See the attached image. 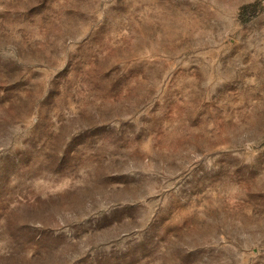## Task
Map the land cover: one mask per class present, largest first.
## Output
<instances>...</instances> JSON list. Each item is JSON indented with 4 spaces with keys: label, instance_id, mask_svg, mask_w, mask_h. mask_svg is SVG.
I'll use <instances>...</instances> for the list:
<instances>
[{
    "label": "rangeland",
    "instance_id": "374dc122",
    "mask_svg": "<svg viewBox=\"0 0 264 264\" xmlns=\"http://www.w3.org/2000/svg\"><path fill=\"white\" fill-rule=\"evenodd\" d=\"M0 264H264V0H0Z\"/></svg>",
    "mask_w": 264,
    "mask_h": 264
},
{
    "label": "trees",
    "instance_id": "16d2710c",
    "mask_svg": "<svg viewBox=\"0 0 264 264\" xmlns=\"http://www.w3.org/2000/svg\"><path fill=\"white\" fill-rule=\"evenodd\" d=\"M248 7H245L243 10L247 9Z\"/></svg>",
    "mask_w": 264,
    "mask_h": 264
}]
</instances>
